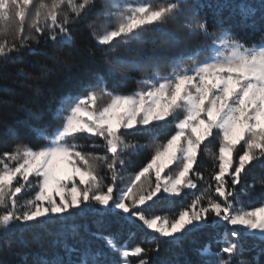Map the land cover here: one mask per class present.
I'll return each mask as SVG.
<instances>
[{
  "label": "snow or ice",
  "instance_id": "snow-or-ice-1",
  "mask_svg": "<svg viewBox=\"0 0 264 264\" xmlns=\"http://www.w3.org/2000/svg\"><path fill=\"white\" fill-rule=\"evenodd\" d=\"M226 7L219 0H0V76L26 56L79 67L73 46L80 26L104 49L103 69L75 77L47 110L19 106L31 118L24 126L35 143L0 121L16 141L0 152V242L12 257L6 264H151L149 255L159 256L163 245L182 248L208 229L215 231L196 250L197 262L177 254L160 264H264V200H251L264 178L248 180V166L264 165V0L245 2L238 21L224 16ZM181 18L186 34L202 36L201 43L166 58L150 53L149 41L181 43L167 28ZM86 51L95 58L94 48ZM53 71L47 64L39 75L16 68L36 81ZM129 82L135 90L122 91ZM0 87L12 91L7 82ZM0 104L15 101L0 97ZM165 125L174 132L161 140ZM143 134L148 142L136 139ZM149 149L147 162L130 171L131 157ZM206 159L213 164L207 177ZM185 190H196L189 204L154 211L161 201L188 196ZM89 215L97 225L90 235L103 248L81 237L83 247L65 244L63 258L38 251L52 225ZM134 220L156 234L144 237L154 249L130 247L133 231L123 238ZM72 234L80 235L79 225ZM249 251L257 256L245 258Z\"/></svg>",
  "mask_w": 264,
  "mask_h": 264
},
{
  "label": "trees",
  "instance_id": "trees-1",
  "mask_svg": "<svg viewBox=\"0 0 264 264\" xmlns=\"http://www.w3.org/2000/svg\"><path fill=\"white\" fill-rule=\"evenodd\" d=\"M152 2L159 3L162 0H152ZM213 2H217V0H213ZM219 2L225 3L227 7L224 10V16L231 17L234 21L239 20V9L243 7L245 2L247 3H259V0H219ZM205 13H207L208 17L211 18L212 12L209 9H205ZM204 13H202L203 15ZM167 28L169 32L180 37V44H173L166 40L158 39L155 42V45L152 41H149L147 47L149 52L155 51L157 55L162 57H168L176 52H187V50L193 49L197 47L203 37L202 36H189L186 34V29L182 26V18L181 20H170L167 24ZM159 36L160 34L157 33ZM259 34L257 33V38ZM4 29L3 26L0 25V39H4ZM9 40L12 39V36L9 35L7 37ZM74 49L78 51L75 53L77 57V61H82L77 67L75 64L72 67H65L63 65H53L52 62L45 56L36 55V56H26L22 63L9 64L7 69V76H0V86H2L5 82H7L8 86L12 91L5 92L0 87V97L5 99H13L15 104L13 106H4L0 104V121H6L9 125L13 127H17L20 130L21 138L25 142H33V138L28 132V129L24 126V122L31 123V118L28 113L21 107L20 105H26L28 107L33 108H42L47 110V108L51 105L52 95H59L62 92H66L70 88V82L77 76H83L88 68H99L103 69V58L101 53L104 51L102 48H96L94 40H92L89 36V33L86 28L80 26V31L77 33V42L73 46ZM73 48H65V51H73ZM88 48H94L96 51V56L94 59H90L87 53ZM42 51H49V49L41 48ZM135 55V53H133ZM47 64L49 68H54V71L50 73L46 79H42L39 81L32 80L26 78L25 75L18 74L16 72V68H24L26 73H30L32 75H39L42 69V66ZM139 78V77H138ZM16 83H13V82ZM23 84V86H21ZM39 88V93L36 89ZM136 88V84L134 82H129L128 85L121 89L122 91H133ZM51 113H46V118L50 119ZM174 128L171 125H165L162 130L161 140L167 138L168 134L173 133ZM136 139L141 142H148L149 137L147 134L138 135ZM16 141H14L11 137L6 134V130L3 127V124L0 123V152L3 151H11L12 147ZM151 149L142 151L138 156H132L133 167L130 171H137L139 168L147 162L150 158ZM255 166H248L250 171L248 172V180L251 182L254 178L260 179L264 178V165L254 162ZM213 167L212 161L210 159H206L204 161V167L201 168V171L204 172L207 177L211 172ZM198 187L200 184L198 183ZM241 185H237V188H241ZM189 193L188 196L183 198H175L174 201H161L159 202L154 211L157 214H163V212L171 209L172 211H178L182 206H186L191 202L192 193L196 190H185ZM183 196V194H182ZM251 200L254 205L258 206V202L260 200H264V188H261L259 184L252 190ZM211 219V216L209 217ZM94 216H82L79 218H73L72 220H68L65 222H57L52 225L48 232L44 234L43 238V248L38 251L41 252L42 255H46L48 258L60 256L64 257V245H75L77 248H82L83 245L80 243L81 237H86L89 241H91L94 247H104V243L101 240H97L93 238L90 233L97 231V225L94 223ZM76 224L80 226V235L73 237L72 234V225ZM85 228L90 230L89 232L85 231ZM121 228V224L116 222L115 219H112L111 230L117 231ZM223 230V229H221ZM128 231H133L136 233V237L130 242V247L135 246L137 243H143V246L146 248H155V243L144 242V237L146 235H156L155 233H151L150 230H146L142 227L139 221H132L130 224L124 225L122 236L124 239L128 238ZM215 230L208 229L203 233H197L190 237H188L183 242L182 248L174 247L171 244L163 245L160 249L159 256L155 252L149 255V260L151 264H160V259L162 258H173L179 255V259H189L193 262H197L200 257L197 255L196 250L200 248L209 238L210 233H214ZM30 233H25L26 238H30ZM251 241H249V245H251ZM214 247H219V245H214ZM24 251H28V249H24ZM36 251V250H34ZM254 256H257L256 251H249L246 253L247 259H251ZM34 256H29L28 259L31 261L34 259ZM71 258L75 259L76 254H73ZM12 257L8 254L7 249L4 247L3 242H0V264H6L7 261L11 260ZM264 259V258H260Z\"/></svg>",
  "mask_w": 264,
  "mask_h": 264
}]
</instances>
